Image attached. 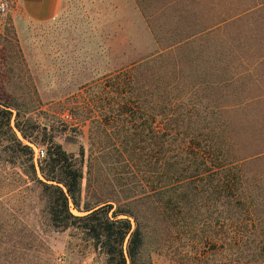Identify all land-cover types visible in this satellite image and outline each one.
<instances>
[{"label":"rangeland","instance_id":"rangeland-1","mask_svg":"<svg viewBox=\"0 0 264 264\" xmlns=\"http://www.w3.org/2000/svg\"><path fill=\"white\" fill-rule=\"evenodd\" d=\"M0 1L10 110L0 115V264H109L80 228L50 224L46 179L16 122L36 125L27 129L43 166L51 139L82 167L81 204L111 197L135 211L144 240L134 264H264V0H63L45 22ZM165 106L183 129L176 138L219 142V162L234 167L218 176L245 190L249 218L210 192L160 214L140 197L157 176L153 124Z\"/></svg>","mask_w":264,"mask_h":264},{"label":"trees","instance_id":"trees-1","mask_svg":"<svg viewBox=\"0 0 264 264\" xmlns=\"http://www.w3.org/2000/svg\"><path fill=\"white\" fill-rule=\"evenodd\" d=\"M192 35H187L182 40L190 39ZM167 93L166 91L165 97H168ZM121 96L123 97L119 103H127L128 97ZM6 107H9V104L0 101V115L1 112L10 113ZM158 114L163 116V120L159 119L153 124V135L158 153L157 176L155 183L148 189H144L140 197L146 198L153 205L155 204V210L160 214L167 213L168 204H172L174 200L176 202L183 200L185 203L192 196L201 197L210 192L222 197L225 208H228L229 211H232L233 207H238L247 216L250 215V210L243 201L246 196L245 190L242 193V189H239L230 179L222 180L218 176L221 172L225 175V170L229 171L234 167V163L219 162L220 151H222L219 142L214 139L202 141L193 140L191 137L188 139L176 138L174 135L181 133L183 129L179 125L173 127L172 123L167 122L170 109L165 106L163 109H159ZM5 125L11 133L10 138L19 147L21 140L11 127L8 117L5 119ZM15 125L24 138L33 142L29 138L32 133L27 128L34 129L36 125L22 127L17 122ZM2 126L3 123L0 119V128ZM49 142L48 166L42 165V161L46 158L45 154L39 164V170L46 179V181H41V184L47 198L50 224L60 228L70 226L80 228L94 240V245L108 256L109 264H128V258L130 264H134L135 256L144 240L141 223L135 211L130 206L125 207L119 203L114 208L111 197L97 198L90 203L81 204L82 167L62 149L59 143H55L51 139ZM25 145L31 153V167L37 172L32 159L33 150L27 143ZM175 152L179 153V156L173 160ZM211 157H214L215 161ZM126 159L130 161L131 157L128 155ZM70 202L76 209L83 211V214H73L70 211ZM110 210L111 215H109ZM177 212L181 216V211L177 210ZM120 214L125 216L118 217ZM129 216L135 220L134 228L131 227ZM231 218L227 217L229 220ZM181 228L183 229V227ZM127 236L128 258L123 250V241Z\"/></svg>","mask_w":264,"mask_h":264},{"label":"crops","instance_id":"crops-1","mask_svg":"<svg viewBox=\"0 0 264 264\" xmlns=\"http://www.w3.org/2000/svg\"><path fill=\"white\" fill-rule=\"evenodd\" d=\"M63 0H19L21 14L33 22L53 19L60 11Z\"/></svg>","mask_w":264,"mask_h":264},{"label":"built area","instance_id":"built-area-1","mask_svg":"<svg viewBox=\"0 0 264 264\" xmlns=\"http://www.w3.org/2000/svg\"><path fill=\"white\" fill-rule=\"evenodd\" d=\"M7 8V4L3 1H0V11H5ZM63 117L66 119H70L71 118V114L70 113H64ZM26 143L32 148L33 150V163L35 166V169L37 171V173L39 172V164L41 163L42 159L45 157L46 151L43 147L36 145L35 143H33L30 140H26Z\"/></svg>","mask_w":264,"mask_h":264}]
</instances>
